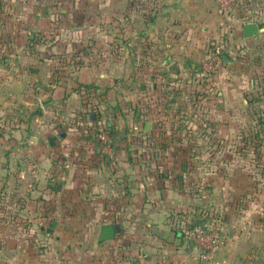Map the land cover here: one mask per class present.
Instances as JSON below:
<instances>
[{"label": "crops", "instance_id": "obj_1", "mask_svg": "<svg viewBox=\"0 0 264 264\" xmlns=\"http://www.w3.org/2000/svg\"><path fill=\"white\" fill-rule=\"evenodd\" d=\"M0 2L1 14L21 17L16 19L18 26H12L11 45L26 47L4 58L0 68L1 107L20 117V125L6 134V147L0 153V264H243L239 259L243 248H235L242 233L227 236L213 261L207 262L196 258L179 231H173V222L163 219V211L146 210L137 219L129 218L136 223L126 232H120V222H97L103 219L99 207L115 188L107 179L117 176L125 153L109 157L98 153L111 163L105 161V170L81 169L77 176L89 178L80 182L73 177L72 156L69 167H63L57 139L42 141L45 113L37 109L42 93L52 107L78 108L79 100L72 92L76 82L92 83L96 93L106 89L110 96L120 88L118 80L127 77L135 83L145 75L151 92L158 71L167 80L195 72L206 56V40L213 38V44L221 40L214 0H38L34 7L29 6L30 0ZM235 24L228 27L230 36L241 40L260 33L243 38L241 24ZM50 32L53 40L43 57L40 35L48 38ZM74 49L86 52L82 63L74 65L71 59L72 65H62L61 60ZM221 55V65L230 66L233 59ZM56 77L60 80L52 82ZM225 87L219 95L224 108L233 111L238 89ZM74 134L64 133L60 141L70 146L67 150L82 147L81 158L90 157L92 142ZM157 186L147 185L146 199L141 193L137 199L128 198L129 205L139 210L159 202L183 210L198 199L179 186ZM209 190L213 191V185ZM108 224H116L118 230L112 238L99 241V228Z\"/></svg>", "mask_w": 264, "mask_h": 264}, {"label": "rangeland", "instance_id": "obj_2", "mask_svg": "<svg viewBox=\"0 0 264 264\" xmlns=\"http://www.w3.org/2000/svg\"><path fill=\"white\" fill-rule=\"evenodd\" d=\"M37 3L38 0H30L29 6ZM237 5L235 17L247 13L264 28V0H240ZM18 16L0 13V68L4 58H12L26 49L11 45L15 37L12 26H18L17 18L21 20ZM220 29V41L213 44V38L206 40L205 55L217 47L219 54L228 55L233 61L230 66L220 63L213 74L201 72L196 65L195 72L167 80L158 71L153 92L146 88L149 78L145 75H140L135 83H130V77L118 80L122 82L120 90L110 96L106 89L93 94H80L74 89L79 107L70 111L52 107L42 93L40 107L37 103V109L45 113L42 141L57 139V153H73L70 154L71 167L75 169L73 177L80 182L89 178L77 176L83 168L107 169L105 161L111 163V159L99 154L125 153V161L117 166V176L107 179L115 188L99 207L103 219L99 217L97 222H120V232H126L136 223L129 218L137 219L142 212L157 209L163 211V219L173 222V231H179L180 236L183 230L195 225L216 233L219 237L216 253L227 236L238 233L235 235L238 237L242 233V240L235 246L243 248V258L239 259L243 264H264V30L250 40H241L231 37L229 28ZM50 33L48 38L40 35L43 57L53 40V32ZM23 35L27 36L25 31ZM80 50L74 49L67 57H61L62 65H72L71 59L76 62L74 65L81 64L85 51ZM58 80L56 77L52 82ZM225 85L238 89L233 111L229 106L224 108V99L219 95ZM19 125L17 113L7 112L0 104V153L6 147V134ZM101 132L109 141V147L102 151ZM64 133H75L84 141H91L90 157L79 156L84 153L80 146L67 150L70 146L60 141ZM97 178L105 180V176ZM149 184L179 186L185 194L198 199L183 210L167 208L159 202L150 203L147 209L130 206L128 198L137 199L142 193L146 199ZM211 185L213 191L209 190ZM124 220L128 223H123ZM137 221L142 224L140 219ZM184 242L192 252L191 244Z\"/></svg>", "mask_w": 264, "mask_h": 264}, {"label": "built area", "instance_id": "obj_3", "mask_svg": "<svg viewBox=\"0 0 264 264\" xmlns=\"http://www.w3.org/2000/svg\"><path fill=\"white\" fill-rule=\"evenodd\" d=\"M215 10L218 17V27L228 28L231 27L234 22L243 24L250 22L247 13H243L238 17L234 16V10L238 6L240 0H214ZM220 54L218 48L214 47L209 51L206 56L198 62V68L201 72L206 74H213L217 71L220 64ZM102 141L100 150H106L109 147V141L102 132L99 135ZM107 157L111 156V153H101ZM63 158V167L68 168L70 163V154L61 153ZM183 239L187 240L191 244L192 252L196 254V257L202 261H213L217 247H218V235L213 231H207L200 225L192 226L189 229L182 231Z\"/></svg>", "mask_w": 264, "mask_h": 264}, {"label": "water", "instance_id": "obj_4", "mask_svg": "<svg viewBox=\"0 0 264 264\" xmlns=\"http://www.w3.org/2000/svg\"><path fill=\"white\" fill-rule=\"evenodd\" d=\"M264 28H260L257 26L255 22H246L241 24L240 26V35L243 38H247L250 36H254L259 32H262ZM221 58H225L224 55H221ZM117 229L116 225H102L99 228V235H98V240H106L110 239L114 236V232Z\"/></svg>", "mask_w": 264, "mask_h": 264}, {"label": "trees", "instance_id": "obj_5", "mask_svg": "<svg viewBox=\"0 0 264 264\" xmlns=\"http://www.w3.org/2000/svg\"><path fill=\"white\" fill-rule=\"evenodd\" d=\"M79 90V92H80V94H87V92L88 93H90V94H93L92 92H94L95 90H94V86H93V84L92 83H89V84H82V83H78V82H76L73 86H72V90ZM74 90V91H75ZM109 124V123H108ZM116 225V224H115ZM118 230V227H117V229L115 230V231H117Z\"/></svg>", "mask_w": 264, "mask_h": 264}]
</instances>
